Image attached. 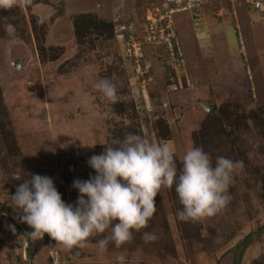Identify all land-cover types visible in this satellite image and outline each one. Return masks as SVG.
Instances as JSON below:
<instances>
[{"label":"rangeland","instance_id":"rangeland-1","mask_svg":"<svg viewBox=\"0 0 264 264\" xmlns=\"http://www.w3.org/2000/svg\"><path fill=\"white\" fill-rule=\"evenodd\" d=\"M205 1L171 16L170 48L152 42L136 52L110 25L142 39L147 11L173 0H13L0 7V264H50L51 255L59 264H118L121 254L126 264H264V7ZM102 78L117 83L118 102L110 105L94 88ZM109 106L108 118L92 115ZM127 133L170 143L178 171L191 146L213 161L232 159L229 203L185 222L176 217L175 186L162 188L147 227L102 254L97 242L110 230L72 249L47 233L29 235L22 212L10 206L17 187L46 175L75 203L73 181L96 174L89 158ZM143 232L158 239L145 244Z\"/></svg>","mask_w":264,"mask_h":264},{"label":"clouds","instance_id":"clouds-1","mask_svg":"<svg viewBox=\"0 0 264 264\" xmlns=\"http://www.w3.org/2000/svg\"><path fill=\"white\" fill-rule=\"evenodd\" d=\"M11 6L13 0H0V7ZM93 86L110 105L120 100L114 79L102 78ZM110 112L109 106L102 113L93 110L92 115L108 118ZM105 145L101 154L88 160L96 174L73 181L72 187L79 193L75 203L65 202L53 179L46 175L33 174L17 187L10 206L22 212L20 222L33 229L29 235L43 237L47 233L63 247L72 249L83 248L90 237L110 230V235L97 242L102 254L110 243L119 248L133 239L134 231L147 227L156 213V197L162 188L175 186L182 205L176 217L185 222L214 216L231 199L229 188L237 165L228 157L217 156L213 161L202 147L191 146L178 171L175 149L166 141L153 142L127 133ZM10 227L15 231L14 225ZM142 239L148 244L158 236L143 232ZM115 259L118 264H126L123 254Z\"/></svg>","mask_w":264,"mask_h":264},{"label":"built area","instance_id":"built-area-1","mask_svg":"<svg viewBox=\"0 0 264 264\" xmlns=\"http://www.w3.org/2000/svg\"><path fill=\"white\" fill-rule=\"evenodd\" d=\"M175 4L173 6H166L162 9V11H157L155 14H151L147 11L148 14L145 15L146 19V27L148 25L149 30L145 31V35H142V39L133 34V32H127L126 30L121 29L118 27L116 35H118L121 39H124L127 43V49L136 52V47H143L144 44H151L152 42L155 43V46L162 47L166 43L169 44V48L172 45L170 41V22L172 20L171 16L173 13L183 10H195L200 8L201 0H173ZM234 1H241L248 7L253 10L261 9L264 7V0H229L230 3ZM155 15V18L152 16ZM155 26V27H154ZM154 27V28H153ZM120 28V29H119ZM158 28V30H157ZM138 37V38H137ZM143 40V41H142ZM131 42V44L129 43ZM132 47V48H131ZM140 57H138L139 59ZM138 66V63H136ZM140 68V65L138 66ZM51 262L50 264H59L58 257L51 255L50 256Z\"/></svg>","mask_w":264,"mask_h":264},{"label":"trees","instance_id":"trees-1","mask_svg":"<svg viewBox=\"0 0 264 264\" xmlns=\"http://www.w3.org/2000/svg\"><path fill=\"white\" fill-rule=\"evenodd\" d=\"M133 22H131L130 24H132ZM110 32L111 33H113V34H115L116 33V30L118 29V25H116L115 26V28H116V30H113V28H112V26L110 25ZM115 32V33H114ZM112 37H114V39L116 38L114 35L112 36ZM116 40V39H115ZM1 98H2V96H0V105H1ZM3 107H4V111L1 109L2 108V105L0 106V117H4L5 116V114L4 113H6V108H5V105H3ZM1 119V118H0Z\"/></svg>","mask_w":264,"mask_h":264},{"label":"crops","instance_id":"crops-1","mask_svg":"<svg viewBox=\"0 0 264 264\" xmlns=\"http://www.w3.org/2000/svg\"><path fill=\"white\" fill-rule=\"evenodd\" d=\"M209 2L211 3V1H210V0H209V1H208V0H206L204 4H205L206 6H209ZM212 3H213V2H212ZM213 4H214V3H213ZM186 12H187V11H186ZM188 12L192 13L193 11H192V12H191V11H188Z\"/></svg>","mask_w":264,"mask_h":264}]
</instances>
